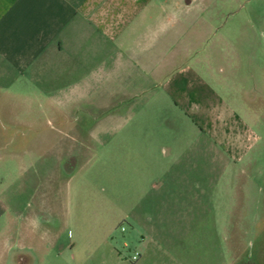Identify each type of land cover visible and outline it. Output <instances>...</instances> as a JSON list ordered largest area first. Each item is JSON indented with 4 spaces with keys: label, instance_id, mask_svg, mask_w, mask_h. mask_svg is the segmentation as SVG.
Returning <instances> with one entry per match:
<instances>
[{
    "label": "crops",
    "instance_id": "obj_1",
    "mask_svg": "<svg viewBox=\"0 0 264 264\" xmlns=\"http://www.w3.org/2000/svg\"><path fill=\"white\" fill-rule=\"evenodd\" d=\"M199 6L0 0V91L60 106L57 92L72 87L74 103L98 111L92 139L112 135L83 148L89 180L55 175L37 184L28 212L0 206L10 220L0 264H264V31L246 103L228 105L194 72L152 80L164 69V32L196 20L189 9ZM255 21L264 29L263 12Z\"/></svg>",
    "mask_w": 264,
    "mask_h": 264
},
{
    "label": "rangeland",
    "instance_id": "obj_2",
    "mask_svg": "<svg viewBox=\"0 0 264 264\" xmlns=\"http://www.w3.org/2000/svg\"><path fill=\"white\" fill-rule=\"evenodd\" d=\"M176 1L179 5L189 1L200 5L189 9L198 17L190 22L180 21L172 31L164 32L167 39L159 46L163 52H168L163 53V72L156 78L152 76L154 84L159 87L181 71L194 72L200 83L215 90L218 98L228 105L246 103L252 90L251 73L257 67L252 46L263 40L264 29L257 26L255 19L258 13H264V0ZM203 5L206 7L202 8ZM164 19H169L166 13L162 23L166 25L169 21ZM150 29L154 30L147 28ZM157 29H160L158 22ZM260 55L264 59L262 43ZM87 79L84 83L90 84L89 77ZM71 89L57 92L66 98L60 106L55 101H32L29 98L34 94L32 90L0 91V206L6 213L28 212L37 196V184L49 179L54 181L55 175L57 183L71 177L72 180H89L92 155L83 148H101L112 137L100 134L98 142L92 139L94 134H90V130L98 111L74 103ZM151 94L152 90L146 95L150 100ZM202 95L200 92L196 100ZM250 125L263 134L261 126ZM55 191L52 189L51 196L57 198L60 194ZM8 221L5 217L1 219L0 227ZM70 230L74 232L73 224L61 243L69 241Z\"/></svg>",
    "mask_w": 264,
    "mask_h": 264
},
{
    "label": "built area",
    "instance_id": "obj_3",
    "mask_svg": "<svg viewBox=\"0 0 264 264\" xmlns=\"http://www.w3.org/2000/svg\"><path fill=\"white\" fill-rule=\"evenodd\" d=\"M140 254L137 252L134 257H133V260H137L139 258Z\"/></svg>",
    "mask_w": 264,
    "mask_h": 264
}]
</instances>
